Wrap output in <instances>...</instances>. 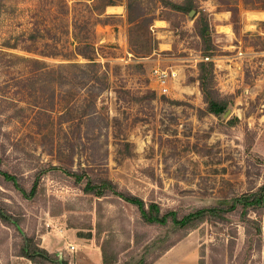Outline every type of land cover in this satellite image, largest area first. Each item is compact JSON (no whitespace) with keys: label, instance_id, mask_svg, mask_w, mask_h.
I'll return each mask as SVG.
<instances>
[{"label":"rangeland","instance_id":"374dc122","mask_svg":"<svg viewBox=\"0 0 264 264\" xmlns=\"http://www.w3.org/2000/svg\"><path fill=\"white\" fill-rule=\"evenodd\" d=\"M74 1L21 0L15 20L0 16V43L17 23V29L28 31L31 23L44 29L35 44L23 40L16 49H4L39 62L0 53L1 169L27 189L38 171H45L38 199L23 196L0 176V210L18 221L8 225L0 218V264H58L59 253L66 264H97L101 256L94 237L77 236L94 234V199L49 165L76 169L79 162L91 161L99 169L93 173L178 216L203 206L229 207L234 197L264 185V10L246 9L242 0L232 11L215 0H198L210 24L214 81L221 93L232 95L229 107L215 116L199 112L205 106L197 80L203 57L194 27L199 13L190 16L153 0H141L131 12L127 0H81L90 9ZM107 6L117 11H106ZM96 18L100 23L95 25ZM74 29L94 43L106 90L97 92L102 78L90 92V70L54 67L66 58L85 61L68 45ZM53 43L59 48L56 57L26 51H50ZM154 67L176 71L167 95L150 79ZM93 93L95 107L89 99ZM124 139L130 142L128 157L117 142ZM106 210L113 227L123 225V232H115L120 244L134 231L145 246L155 244L145 263L166 244L167 229L137 221L132 205H106ZM225 217L204 221L184 238L195 247L197 264H264V205L246 217L236 207ZM24 238L45 250L49 260L33 263L21 257ZM68 244L76 246L74 254L65 250ZM142 252L120 255L119 263L132 264Z\"/></svg>","mask_w":264,"mask_h":264},{"label":"trees","instance_id":"16d2710c","mask_svg":"<svg viewBox=\"0 0 264 264\" xmlns=\"http://www.w3.org/2000/svg\"><path fill=\"white\" fill-rule=\"evenodd\" d=\"M20 1L21 0H0V16H3V14L6 15V17L8 18V22H12V20H15V15L17 11H19L18 3ZM47 1H50L51 3L53 1L65 2V0ZM153 1L160 3L162 6L169 8L170 10L183 14H188L192 9L195 11V14L199 13V16L194 21V27L197 36L202 40L203 47L200 48V50H202L203 57L197 64V80L199 82V89L203 98V102L205 104L204 110L199 109V112L201 114L209 113L215 116L220 115L232 103V95L221 93L214 81V65L212 59L209 57L211 56V53L209 51L214 48V45L212 44L210 38V24L208 21V17L200 9L199 1ZM215 1L217 5H223L227 7L226 10L230 11H232V7L234 5H237L238 3V0ZM140 2L141 0H127L126 7L128 11L131 12L132 6L134 4L138 5L140 4ZM73 3L82 8L90 9V6L81 0L74 1ZM108 4L112 5V3ZM242 4L246 9L264 10V0H242ZM102 13L103 11L97 14V16L101 15ZM95 21V25L100 23V19L96 18ZM31 24H33V26L30 27L28 31L23 27L17 29L18 26H21L20 23L15 24L17 28L5 32L3 31L4 33L2 35V40L0 43V53L17 56L21 60L28 63L39 62L36 58L18 56L14 55V53H6L7 51H4V49H16L19 46L20 42L23 40H29L30 42L35 44L38 38H41L43 36V34L41 33L43 28L38 29L35 23ZM68 45L70 47L71 53L75 55V57L80 56L85 61H71L72 58H66L68 60L67 62L57 63L54 67L58 69L73 67L83 70H90V79L94 81L90 83V92L92 93V91H94L95 84L99 83L102 78L104 79V81L100 83L101 85L99 88L97 87V92L106 90L108 88L106 73L104 72L101 74L99 71V64L96 61V57L94 56V43L90 39H88V35H82L74 29L71 31V39H69ZM51 48L52 49L50 51H47L43 48L34 49L35 51L26 49V51L44 57H56L57 55H59V48L57 43H53L51 45ZM205 58L208 59L206 60ZM95 95L96 93H93L89 98L93 107H95ZM18 108L22 109V107ZM18 108L15 107L16 110ZM113 121L117 122L118 119L114 118ZM117 142L122 143V146H124V148L126 149L125 156H130V142L126 141L125 139L122 142ZM48 168L50 170L61 169L67 177L72 179L74 184L79 185V189L81 190L83 195L90 197V199H94L96 217L94 234L92 235L90 232L86 234L78 232L77 236L79 238L89 239L94 237L96 245L100 247L101 250L102 264H120V255L122 256L123 254H128L129 256H132L136 251H139L140 249H143L142 254L139 258L132 257L134 261V263L132 264H153L173 246L183 240L190 232L198 229L204 221L210 220L214 222H223L226 218L225 216L227 212L234 210L236 207H239V209L241 210V216L246 217L250 210L257 211L259 207L264 205V185H262L255 192H247L234 197L229 207L219 205L203 206L190 210L182 216H178L177 213L172 209H162L160 204L154 200L149 199L146 201L142 197L131 193L127 189L120 188L118 184L108 176L93 173L95 171H98L99 169H97V164L92 163L91 161L84 163L79 162L76 169L63 168L59 165H49ZM44 172V170L38 171V177H36V179L33 181L30 188L27 189L23 187V185L17 184L16 176L2 170L0 164V176H2V179L14 185V187L18 189L23 196L28 198L38 199L39 196L42 195V191H40L41 189L38 188V180L41 177V174ZM123 202L132 205L136 209L138 213L137 221H139L140 223L145 225H155V227L167 229V234L163 238L165 240L163 243L166 244L157 250L158 253L148 263L144 262V256L149 253V251L153 250L155 244H148L145 246L146 242L142 240L143 236H140L137 231H134V236L125 237L127 239L126 243L120 244V237L115 234V232L117 231L123 232L124 228L123 225H119V228L113 227L114 222L111 218H109V213H107L106 205L117 206L122 204ZM43 204L46 205L45 202H43ZM118 212H121L123 218L129 221V218L120 207H118ZM52 214L58 215L60 214V211L52 210ZM0 218L4 223L8 225L18 223V221L13 216H10L8 213L2 210H0ZM106 232H108V234H106L102 238V235ZM168 233L172 235V240H168V237H170ZM131 240L133 241V247L130 246ZM23 241L24 244L23 250L20 255L21 257H24L28 261L33 263H46L49 260V256L45 250L32 246L26 238H24ZM58 264H66V262H58ZM200 264H203V262H200Z\"/></svg>","mask_w":264,"mask_h":264},{"label":"crops","instance_id":"0c3cea01","mask_svg":"<svg viewBox=\"0 0 264 264\" xmlns=\"http://www.w3.org/2000/svg\"><path fill=\"white\" fill-rule=\"evenodd\" d=\"M109 7L117 8L116 6H107L106 11ZM115 9L111 10L117 11ZM196 257L197 253L195 252V247L191 246L187 239H183L153 264H197ZM96 261L97 264H102L100 255L97 257Z\"/></svg>","mask_w":264,"mask_h":264},{"label":"built area","instance_id":"2783aa9c","mask_svg":"<svg viewBox=\"0 0 264 264\" xmlns=\"http://www.w3.org/2000/svg\"><path fill=\"white\" fill-rule=\"evenodd\" d=\"M176 78V71L173 69H162L160 67H154L150 71V79L155 83L158 91L161 94L167 95L170 92V81ZM65 250L69 254H74L76 246L68 244Z\"/></svg>","mask_w":264,"mask_h":264},{"label":"water","instance_id":"95a60500","mask_svg":"<svg viewBox=\"0 0 264 264\" xmlns=\"http://www.w3.org/2000/svg\"><path fill=\"white\" fill-rule=\"evenodd\" d=\"M193 13H194V10L192 9V10L189 12V15L192 16ZM57 256H58V261H59V263H61L62 255L59 253Z\"/></svg>","mask_w":264,"mask_h":264},{"label":"bare ground","instance_id":"6f19581e","mask_svg":"<svg viewBox=\"0 0 264 264\" xmlns=\"http://www.w3.org/2000/svg\"><path fill=\"white\" fill-rule=\"evenodd\" d=\"M109 9H111V8H109ZM113 9V8H112Z\"/></svg>","mask_w":264,"mask_h":264}]
</instances>
